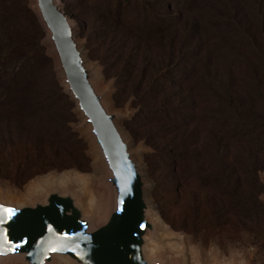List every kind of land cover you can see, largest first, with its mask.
<instances>
[{
	"label": "rangeland",
	"instance_id": "1",
	"mask_svg": "<svg viewBox=\"0 0 264 264\" xmlns=\"http://www.w3.org/2000/svg\"><path fill=\"white\" fill-rule=\"evenodd\" d=\"M27 1L28 8L35 16L33 0ZM156 1L165 12L175 15L173 21L178 23L164 39L163 51L155 49L152 43H146L144 37L135 35L121 21L107 18L90 8L86 0H59L61 9L75 26L77 43L84 52L93 83L103 95L107 109L118 116L119 128L130 144L148 186L147 200L161 225L159 238L155 245H151L149 256L156 254L165 264H264L261 240L246 233L243 207H233L237 218L223 217L220 199L209 191H203L199 181L209 173L208 168L212 170V166L207 168L203 159V151L208 150L211 141L219 143L222 154L226 156L224 165L227 173H239L246 167V145H234L233 135L234 129L241 133L246 132L245 129L238 127L214 131L209 126L183 128L177 123L181 117L218 112L220 86L230 83L239 93L241 85L250 82V71L245 70L243 64L235 70L228 66L243 52L246 42L243 39L226 40L209 46L205 37L198 39V34L203 32L205 12L211 9L212 4L209 5L208 0ZM219 1L214 4L224 5L226 0ZM174 6L177 9H172ZM188 6L190 11L187 12ZM222 8L219 10L223 14L220 20L222 26L215 34L222 33L224 38H230L235 33L232 15L228 7ZM41 46L52 63L54 80L63 92L61 74L44 37ZM180 47L183 51L177 53ZM200 52L196 69H200L201 73L195 81L185 85L181 92L176 89L162 93L150 92L148 86L153 73L167 66H175L179 57L186 56L187 59L189 54L199 55ZM181 61L186 62L184 59ZM191 107L196 108L194 113L186 111V108ZM71 113L74 118L69 128L75 139L83 145L86 169L50 171L20 188L0 180V204L21 203L28 187L39 180L48 178L61 181L68 176L74 178L80 175L86 181L85 184L67 183L61 188L72 185L70 188L88 209L97 216L102 213L105 195L102 201H97L98 210L91 207L90 197L94 195V178L103 176V171L101 165L96 170L98 158L93 156L92 141L83 129L81 116L76 113L74 105ZM253 143L254 151L262 144L258 138L253 139ZM180 145H184L190 154L195 151V156L197 153L201 156L194 163L188 154L183 170L174 167V159L178 156L176 149ZM232 158L235 160L233 164ZM259 179L264 184V171L260 173ZM53 189L58 188H50L48 192ZM258 199L264 207V194ZM29 201L28 206L36 202L35 199ZM192 229L196 231L197 239L189 233Z\"/></svg>",
	"mask_w": 264,
	"mask_h": 264
},
{
	"label": "trees",
	"instance_id": "2",
	"mask_svg": "<svg viewBox=\"0 0 264 264\" xmlns=\"http://www.w3.org/2000/svg\"><path fill=\"white\" fill-rule=\"evenodd\" d=\"M86 1L90 8L105 17L126 24L135 35L144 37L146 43L154 44L159 51H163L164 39L178 25L173 21L176 16L166 13L156 0ZM208 2L212 4L211 9L205 12L203 32L198 34V39L205 37L209 46L214 42L243 39L246 42L243 52L228 66L235 70L243 64L244 69L250 71V82L241 85L239 93L230 83L220 86L218 112L181 117L177 123L183 128L209 126L214 131L245 129L243 133L234 129L233 135L234 145H246V167L239 173H227L226 156L219 143L211 141L208 150L203 151V159L212 170L208 168L209 173L199 181L203 191L220 199L223 217L237 218L233 207H243L246 233L261 240L264 251V207L258 199L264 194V184L259 179L264 171V0H226L223 6L214 4L220 3L219 0ZM225 7L232 15L235 28L230 38H224L222 33L215 34L222 26L223 14L219 10ZM43 37L27 0H0V180L18 188L50 171L86 169L83 145L69 128L74 118L73 104L54 80L52 63L41 46ZM181 51L180 47L177 53ZM188 56L187 59L179 57L175 66L153 73L148 86L150 92L172 89L181 92L185 85L195 81L201 73L196 69L201 52ZM186 111L194 113L196 108H186ZM255 138L262 143L256 151ZM176 152L174 167L178 170H183L188 154L194 163L201 157L199 153L195 156V151L190 154L184 145L177 146ZM234 162L232 158L231 164ZM189 233L197 239L196 231L192 229Z\"/></svg>",
	"mask_w": 264,
	"mask_h": 264
},
{
	"label": "water",
	"instance_id": "3",
	"mask_svg": "<svg viewBox=\"0 0 264 264\" xmlns=\"http://www.w3.org/2000/svg\"><path fill=\"white\" fill-rule=\"evenodd\" d=\"M33 12L61 74L63 93L92 141L96 170L103 168L92 194L105 195L108 213L98 222L72 185L50 190L43 204L20 209L0 204V264H57L55 257L71 264H165L156 254L146 258L145 248L155 245L161 225L118 116L107 109L86 67L75 26L59 0H33Z\"/></svg>",
	"mask_w": 264,
	"mask_h": 264
},
{
	"label": "bare ground",
	"instance_id": "4",
	"mask_svg": "<svg viewBox=\"0 0 264 264\" xmlns=\"http://www.w3.org/2000/svg\"><path fill=\"white\" fill-rule=\"evenodd\" d=\"M102 171H103V168H102ZM79 176L76 175L74 178H70L68 176L67 178H65L61 181H59L58 179L49 180L48 178H45L44 180H41V181L39 180L36 183H34L28 187L23 199L21 200V203H17V202H16V204L6 203L4 205L20 209V208H23L25 206H28V202H30L29 200H33V199H35L36 202L43 204L44 200L47 196L48 190L50 188H61L62 186H64L67 183H76L78 185L85 184L86 181ZM103 176H104V171H103ZM99 199H101L100 201H102V199H104L102 193H97V194L91 195L90 205L92 208H95L96 210H98L97 209L98 208V204H97L98 202L97 201ZM105 200H106V197H105ZM33 205L34 204H30L29 206H33ZM105 207H104L102 213L99 216H97L98 222L104 221L107 218L108 212L106 211ZM149 253H150V247L147 246L145 248L146 258H148ZM55 260L57 263H58V261H60V264H71L70 262H68L67 260H65L64 258H61V257H55Z\"/></svg>",
	"mask_w": 264,
	"mask_h": 264
},
{
	"label": "snow or ice",
	"instance_id": "5",
	"mask_svg": "<svg viewBox=\"0 0 264 264\" xmlns=\"http://www.w3.org/2000/svg\"><path fill=\"white\" fill-rule=\"evenodd\" d=\"M11 218V217H10Z\"/></svg>",
	"mask_w": 264,
	"mask_h": 264
}]
</instances>
